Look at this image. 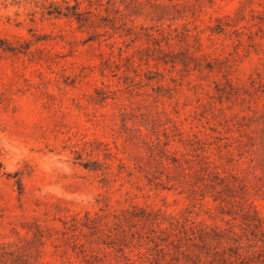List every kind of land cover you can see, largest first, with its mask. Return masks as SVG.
I'll use <instances>...</instances> for the list:
<instances>
[{
	"label": "rangeland",
	"instance_id": "374dc122",
	"mask_svg": "<svg viewBox=\"0 0 264 264\" xmlns=\"http://www.w3.org/2000/svg\"><path fill=\"white\" fill-rule=\"evenodd\" d=\"M0 264H264V0H0Z\"/></svg>",
	"mask_w": 264,
	"mask_h": 264
},
{
	"label": "trees",
	"instance_id": "16d2710c",
	"mask_svg": "<svg viewBox=\"0 0 264 264\" xmlns=\"http://www.w3.org/2000/svg\"><path fill=\"white\" fill-rule=\"evenodd\" d=\"M198 178L203 182L204 186H210L215 188V186L219 185L223 189H229L230 180L228 176L220 175L219 172L215 171V169H211L208 163L203 168L202 173L198 175ZM183 255L186 257L188 255L184 250L181 251Z\"/></svg>",
	"mask_w": 264,
	"mask_h": 264
}]
</instances>
